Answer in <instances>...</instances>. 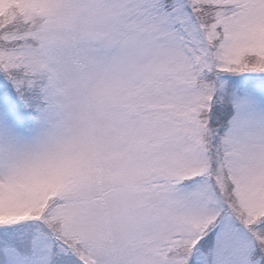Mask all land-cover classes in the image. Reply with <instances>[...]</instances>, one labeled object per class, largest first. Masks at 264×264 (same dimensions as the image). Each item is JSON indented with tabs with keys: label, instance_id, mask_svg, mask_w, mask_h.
Returning a JSON list of instances; mask_svg holds the SVG:
<instances>
[{
	"label": "snow or ice",
	"instance_id": "1",
	"mask_svg": "<svg viewBox=\"0 0 264 264\" xmlns=\"http://www.w3.org/2000/svg\"><path fill=\"white\" fill-rule=\"evenodd\" d=\"M0 264H264V0H0Z\"/></svg>",
	"mask_w": 264,
	"mask_h": 264
}]
</instances>
